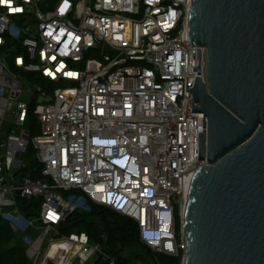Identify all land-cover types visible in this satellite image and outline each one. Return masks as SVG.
<instances>
[{
	"label": "built area",
	"instance_id": "obj_1",
	"mask_svg": "<svg viewBox=\"0 0 264 264\" xmlns=\"http://www.w3.org/2000/svg\"><path fill=\"white\" fill-rule=\"evenodd\" d=\"M190 6L0 3V220L28 264H116L102 250L105 233L59 232L70 214L93 206L128 218L151 253L180 255L182 264V206L191 172L206 165L190 98L193 55L201 50L204 81L205 50L188 42ZM32 161L40 178L31 177Z\"/></svg>",
	"mask_w": 264,
	"mask_h": 264
},
{
	"label": "water",
	"instance_id": "obj_2",
	"mask_svg": "<svg viewBox=\"0 0 264 264\" xmlns=\"http://www.w3.org/2000/svg\"><path fill=\"white\" fill-rule=\"evenodd\" d=\"M187 30L205 50L190 98L206 165L182 206V264H264V0H191Z\"/></svg>",
	"mask_w": 264,
	"mask_h": 264
},
{
	"label": "trees",
	"instance_id": "obj_3",
	"mask_svg": "<svg viewBox=\"0 0 264 264\" xmlns=\"http://www.w3.org/2000/svg\"><path fill=\"white\" fill-rule=\"evenodd\" d=\"M34 77V76H33ZM39 87L45 82L38 77H34ZM31 123L38 133V125L34 119ZM33 149L30 146L26 157H31ZM36 171L31 177L40 178V167L32 161ZM25 203H20V208L25 213ZM26 215V214H25ZM27 216V215H26ZM177 231L180 223L177 219ZM61 235L85 232L89 238L96 239L100 233H105L106 240L102 243V250L109 254L116 264H180V255L168 257L156 255L144 246L138 238L136 225L128 218L114 213L104 207L93 206L89 213L73 212L59 227ZM0 264H28L24 248L19 237L12 234L8 226L0 220Z\"/></svg>",
	"mask_w": 264,
	"mask_h": 264
},
{
	"label": "snow or ice",
	"instance_id": "obj_4",
	"mask_svg": "<svg viewBox=\"0 0 264 264\" xmlns=\"http://www.w3.org/2000/svg\"><path fill=\"white\" fill-rule=\"evenodd\" d=\"M4 2V0H0V3H3ZM15 11H20V9H15ZM61 11L63 12V9H61ZM48 35H51V33H48ZM53 59H55V57H53ZM60 68H63V64H61L60 65ZM60 69L58 68L57 69V71H59ZM49 75H51V73H49ZM69 75H71V74H69ZM50 219H52V218H54V217H52L51 215H50V217H49Z\"/></svg>",
	"mask_w": 264,
	"mask_h": 264
},
{
	"label": "rangeland",
	"instance_id": "obj_5",
	"mask_svg": "<svg viewBox=\"0 0 264 264\" xmlns=\"http://www.w3.org/2000/svg\"><path fill=\"white\" fill-rule=\"evenodd\" d=\"M27 87H29L30 89H32L31 85H27ZM34 90V89H32ZM33 124V123H32ZM176 215H177V212H176ZM178 222V221H177ZM178 224V223H177Z\"/></svg>",
	"mask_w": 264,
	"mask_h": 264
},
{
	"label": "clouds",
	"instance_id": "obj_6",
	"mask_svg": "<svg viewBox=\"0 0 264 264\" xmlns=\"http://www.w3.org/2000/svg\"><path fill=\"white\" fill-rule=\"evenodd\" d=\"M108 148H109V146H107ZM102 148H104V147H102Z\"/></svg>",
	"mask_w": 264,
	"mask_h": 264
}]
</instances>
